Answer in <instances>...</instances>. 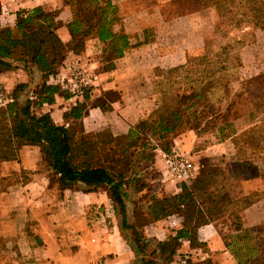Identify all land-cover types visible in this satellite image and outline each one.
I'll list each match as a JSON object with an SVG mask.
<instances>
[{"label": "trees", "instance_id": "16d2710c", "mask_svg": "<svg viewBox=\"0 0 264 264\" xmlns=\"http://www.w3.org/2000/svg\"><path fill=\"white\" fill-rule=\"evenodd\" d=\"M63 1L72 11V19L67 24L71 39L67 44L55 33V12L45 13L41 8L18 11L14 29L0 23V74L19 66L25 70L34 67L40 73V82L33 92L35 98L19 101L27 84L17 85L6 96L9 102L5 112L9 125L0 127V168L3 162L14 157L20 146H36L48 164L51 182L56 181L61 189L81 188L89 193L104 187L113 213L119 215V230L135 256L133 264H158L154 259H146L144 241L140 239L137 229L129 223L126 214L127 189L131 187L139 193L149 188L145 178L142 181L136 174V157L143 161L153 160L154 157L145 152L144 142H138L140 135L143 133L156 137L159 142L163 140L165 144L161 145V149L167 151L168 137H175L184 130L205 132L208 121L201 120L200 125H195L193 122L198 114L191 110L198 103L208 101L210 91L215 85L221 87L227 77L233 74L234 83L239 81V50L254 39V30H264V0H185L188 2L187 7L183 4L186 10L192 4L198 8L211 9L219 20H225L226 23L216 27L215 35L224 37L226 41L217 46L213 53L209 47L204 46L200 55L191 60L188 58L183 65L168 70H155L156 77L152 81L153 101L157 100L155 110L147 119L139 120L126 134L119 136H113L109 130L87 133L81 127L80 121L87 115L89 107L98 108L101 112L110 109L105 101L94 99L90 89L84 90L82 102H76L66 113L65 118L71 121L67 126L57 125L49 113L36 114L34 111L43 104H53L56 95L71 97L60 85L47 83L50 77L57 75L68 52L81 54L86 41L96 37L104 45L100 61L102 64H110L122 57L123 50L129 46L128 37L122 31H113L120 18L112 0ZM222 28L226 30L224 34L220 33ZM235 31L241 34L233 36ZM228 34L231 36L228 37ZM249 80H259L256 89L263 88L264 76ZM245 81L239 83L241 87L234 90L236 93L243 90L241 88ZM229 127L232 126L227 123L218 131L224 135L223 130ZM249 129L254 138V149L257 150L260 139L255 136L253 129ZM232 143L236 149L233 138ZM251 165L252 174H242V179L255 175L264 179V170L252 162ZM209 177V174L203 178L199 176L192 188L180 184L179 192L171 196H148L146 211L149 220L153 223L164 221L168 229V236L156 243V249L149 256H157L164 264H172L183 241H187L193 249H204L205 244L198 240V229L222 220L219 224L230 223L231 231L247 234L257 232L253 238L252 252L250 250L252 256L246 258L233 252L236 264H264V224L255 230L242 228V212L259 197L264 198V191L262 194L241 197L239 203L229 201L217 206L214 202L220 199L214 198L211 201L207 192L202 190ZM5 180L0 177V190L6 189ZM194 189L200 191L199 198L195 196ZM237 204L241 207H237ZM125 232H129L131 239ZM198 264L216 263L206 259Z\"/></svg>", "mask_w": 264, "mask_h": 264}, {"label": "crops", "instance_id": "0c3cea01", "mask_svg": "<svg viewBox=\"0 0 264 264\" xmlns=\"http://www.w3.org/2000/svg\"><path fill=\"white\" fill-rule=\"evenodd\" d=\"M177 1L112 0L120 18L113 31H122L128 37L129 46L123 50L122 57L110 64L100 61L104 45L96 37L86 41L81 54L68 52L61 70L65 71L72 63L101 70L102 89L95 90L103 93L114 90L119 94L117 99L107 103L110 107L107 112L89 107L87 115L80 121L83 127L94 131L109 129L114 136L126 133L144 117L151 104V72L183 65L189 57L203 52L205 40L212 32L211 9L190 4L189 10L179 11L178 5L173 4ZM0 6V23L11 29H14L18 11L41 8L45 13L55 12L56 35L65 44L71 39L67 24L72 19V11L63 0H0ZM253 34L254 39L239 50L238 88L241 87L239 83L246 79L264 76V30L256 29ZM37 78L40 79V73L34 67L25 70L19 66L1 73L0 84L7 94L17 85L27 84L19 98L22 102L25 98H35L33 92L40 82ZM50 78L52 81L54 77ZM67 93L71 97L56 95L53 104H43L34 111L36 114L49 113L57 125H69L71 121L65 115L76 102H82V95ZM253 98L254 115L249 128L260 141L258 156L252 158V163L264 169V131H259V127L264 125V84ZM98 117L103 119L101 124L95 122ZM244 117L241 115L234 121ZM231 128L234 131L230 130L227 137L212 143H205L206 137L196 130H187L174 142L178 152L187 154L194 161L199 156H225L233 162L236 149L232 138L239 131L237 125ZM214 134L218 135L219 131ZM21 171L24 173L20 174ZM11 176L13 179L10 181ZM0 177L6 179V189L0 190V264L135 263L129 242L115 223L104 188L89 193L81 188L61 189L56 181L51 182L48 164L36 146H20L12 159L2 163ZM239 183L240 187L235 192L238 197L264 191V179L259 175L240 179ZM152 224L157 233H167L164 221ZM262 224L264 198L261 196L242 212V228L255 230ZM221 226L223 231L230 230L233 234L230 223L204 225L198 229V240L205 244L204 249H193L183 241L172 264H176L177 257L184 256L187 264H198L206 259L216 264H236L231 246H227L219 233Z\"/></svg>", "mask_w": 264, "mask_h": 264}, {"label": "rangeland", "instance_id": "374dc122", "mask_svg": "<svg viewBox=\"0 0 264 264\" xmlns=\"http://www.w3.org/2000/svg\"><path fill=\"white\" fill-rule=\"evenodd\" d=\"M183 1V0H182ZM179 1L177 2L179 4L178 10H186L183 4L186 5L187 3ZM176 6V3H173ZM212 11V23H211V33L207 36L205 40V47H209V49L212 51L217 50V46L220 44L225 43L226 39L224 37H221L219 35H215L216 27L219 24L226 23L225 20H219L216 16L215 11ZM225 28L221 29V34H224ZM241 33L233 32V36L237 35L239 36ZM231 35L228 34V37ZM251 42V41H250ZM194 57H189V59H193ZM64 66V65H63ZM85 70L80 69L83 71V76H78L76 81H79V78H87L92 79V77H89L90 75H95V80L93 82L87 83L88 85L84 87V90L90 89L92 90V96L94 99L102 100L108 103L106 100H114L117 99L119 96L117 91H105L98 92L96 90L102 89L100 88L101 82H103V79H101V70H89V67H83ZM78 72V71H77ZM75 73L74 70L69 71L67 68L64 70L59 69L57 75L53 78L52 81H50L49 78L48 81H50V84H58L60 87L65 90L67 89L60 83L63 80L65 81L67 78L71 77L72 74ZM150 77L155 79V72H151ZM33 79V78H31ZM234 76L233 74L227 77V80L224 81L219 87L215 85L214 90L212 89L210 91V96L208 101H205L203 103H198L191 111H194L198 114L195 121V125H200L201 120H207L208 123L206 124L205 132L200 133L203 134L206 139L205 143L209 142L212 143L214 141H217L218 139H223V137H227L229 135L228 132H230L231 129L234 130V128H226L227 130L224 135H221L220 133L217 135L214 134V132H218V129L220 127H224L225 124L229 123L231 126L237 125L239 133L236 135V137L233 138V141L236 143V160L231 162L230 159L228 160V157L225 156H211V157H205V156H199L197 160L190 159L187 154L183 153L181 154L178 152L175 144V139L180 137L181 134L185 133L184 130L181 134L176 135L172 138L166 139L167 144V151H164L161 149V145L163 146L165 142L162 140L159 142L156 137H151L150 135L141 134L140 140L138 142L145 144V152L151 157L152 155L153 160H140L136 157L135 166L136 168V174L139 176V178L143 181L145 178V182L148 184L149 188L146 191H142L139 193H136L132 190L131 187H129L127 190V197L125 199L126 204V214L129 223L134 226L138 234L140 235V239L142 242L144 241V249H145V256L146 259L152 260L154 259L158 264H164L163 260L158 258L157 256H149L150 252L152 250L156 249V243L160 240H164L168 235V233H157L155 231V227L153 226V222H151L147 216L146 207L149 203L148 196L150 194H153L157 198L165 197V196H171L177 192H179V186L180 184L185 185L186 187L192 188V184L197 180V178L200 176V178H203L206 174L210 175L208 178V181H206V185L204 188L202 187V190L207 192L208 197L211 201H213L214 198L220 199L216 200L214 202V205L217 204V206L223 205L230 202H238L241 197H238L235 192L240 187V179H242V174L245 175V173H248L249 175L252 174L253 170L250 168L251 162H253L252 158H256L258 156V151L254 149V138L252 137L250 133L249 126L252 123L254 112L252 111L253 107V97H255L257 93V83L260 82L259 80H247L243 83V86L241 89V92L236 93L234 90L237 89V84L234 83ZM37 81L39 82L40 79L37 78ZM1 90H3L4 95L7 96L6 90L2 87L0 84ZM96 89V90H95ZM94 90V91H93ZM153 89L150 88V93L152 95ZM83 95V93H82ZM150 95V96H151ZM8 99V98H7ZM157 100L154 102L153 97H151V104L148 108L147 113L142 117L140 120L147 119L149 114L155 110L156 108ZM8 104V103H7ZM6 104V105H7ZM6 105L4 107H0V127H7L9 125V118L6 115ZM195 113V114H196ZM241 115H244V119L235 122L234 120L241 117ZM98 122L101 124L103 119L100 117L95 119V122ZM82 125L81 127H83ZM133 126V125H132ZM131 126V127H132ZM78 127V126H77ZM88 127V126H87ZM79 128V127H78ZM84 131L87 133H98L103 130H109V129H102L99 131L94 130H88V128L83 127ZM130 128L128 129V131ZM264 131V125L259 127V131ZM127 131V132H128ZM126 132V133H127ZM124 133V134H126ZM112 134V133H111ZM122 134V135H124ZM113 135V134H112ZM114 136V135H113ZM119 136V135H116ZM203 137V136H201ZM262 138L264 140V136L262 135ZM201 147V145H199ZM139 151V150H138ZM165 156H177V157H183L188 158L195 167V175L194 178L188 182V183H180L178 182L172 175H170L167 172V168L165 166L164 157ZM264 161V158H262ZM264 163V162H263ZM264 170V169H263ZM202 173V174H201ZM264 173V172H263ZM14 176V175H13ZM144 176V177H143ZM142 177V178H141ZM13 179L11 176L10 181ZM9 181V182H10ZM54 182V181H52ZM235 186L234 189L231 188V186ZM104 188V187H103ZM201 190V191H202ZM202 191V192H203ZM194 194L198 198L201 196V193L199 190L194 189ZM238 197V198H237ZM197 198V199H198ZM222 199V200H221ZM237 207H241L240 204H237ZM233 207V205H232ZM115 216V223H119V215L114 214ZM221 221H217L215 225H218L221 223ZM164 227V225H163ZM223 226H221V229H219V233L223 236L225 239V242L231 246L232 251L237 256H246V258L252 256V248L254 244V237L256 236L257 232H253L252 234L247 233H241V232H233V234H230V231H223ZM125 235H128L130 237L129 232H125ZM148 240V242H145ZM251 250L250 253L247 252V250ZM140 258V255H138ZM178 261L179 258L177 257ZM175 259V263L178 264L179 262ZM181 259V258H180ZM174 261V259L172 260ZM177 261V262H176ZM139 262V259L136 261ZM99 264V262H97ZM187 264V263H186ZM196 264V263H192Z\"/></svg>", "mask_w": 264, "mask_h": 264}, {"label": "built area", "instance_id": "2783aa9c", "mask_svg": "<svg viewBox=\"0 0 264 264\" xmlns=\"http://www.w3.org/2000/svg\"><path fill=\"white\" fill-rule=\"evenodd\" d=\"M67 69L69 71L74 70L75 73L72 74L71 77L67 78L65 81L63 80L60 82L67 91H69L71 94L75 95H82L84 87H86L89 82H93L95 80V75L89 76L92 77V79L87 78H79V81H76L78 76H83L80 69L85 70L83 67L76 65L74 63L70 64V66H67ZM92 70V69H89ZM78 71V72H77ZM9 100L4 95L3 90L0 88V107H4ZM165 166L167 168V172L172 175L178 182L180 183H188L190 182L195 175V167L193 163L188 158L183 157H177V156H165L164 157ZM178 264H186L187 263V257L184 256L183 258L179 259ZM97 264V263H94Z\"/></svg>", "mask_w": 264, "mask_h": 264}]
</instances>
